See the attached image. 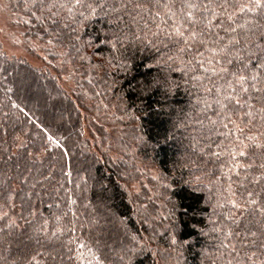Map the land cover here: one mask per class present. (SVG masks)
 I'll list each match as a JSON object with an SVG mask.
<instances>
[{
    "label": "trees",
    "instance_id": "1",
    "mask_svg": "<svg viewBox=\"0 0 264 264\" xmlns=\"http://www.w3.org/2000/svg\"><path fill=\"white\" fill-rule=\"evenodd\" d=\"M60 3L0 0L42 62L0 43V264H252L253 251L259 264L244 233L264 219V155L245 149L233 169L241 133L225 135L202 71L147 12ZM261 115L232 119L264 143Z\"/></svg>",
    "mask_w": 264,
    "mask_h": 264
},
{
    "label": "snow or ice",
    "instance_id": "2",
    "mask_svg": "<svg viewBox=\"0 0 264 264\" xmlns=\"http://www.w3.org/2000/svg\"><path fill=\"white\" fill-rule=\"evenodd\" d=\"M33 2L44 5V0ZM153 4L157 9L155 13L146 4V0H116L111 10L120 13L121 19L127 15L135 21L138 17L143 18L141 13L147 12L152 21L159 20L156 28L159 33L174 42L176 56L188 57L187 64L195 65L202 71L203 80L210 84L206 87V92L214 97L213 103L208 106H216V114L227 121L222 124L223 128L232 126L225 135L241 133V136H236V147L230 153L233 169L242 167L236 163V157H245V149L261 150L264 155V143L258 142L257 137L243 136V128L232 119L233 115L243 111L244 116L240 119L247 117L249 119L246 123L250 124L254 111H258L264 120V23L259 19L264 17V0H153ZM55 5L56 0H53L52 7ZM85 5L95 13V8L91 3H87V0H67V3H60L59 7H67L71 12L72 7ZM99 6L104 7V4ZM48 11L51 15H56L51 11V7ZM162 24L166 26L162 27ZM152 34L156 36L158 33ZM168 58L173 59L172 56ZM195 79L200 80L201 76H195ZM254 101L262 103V107L255 110ZM212 123L216 124L217 121ZM51 139L52 137H49V140ZM259 168L264 169V163H261ZM261 180H264V173L254 177L252 182L260 184ZM245 204H258L252 191L247 192ZM232 207L239 208L240 205L233 201ZM249 210V207H245L242 211ZM252 211L264 217V206ZM258 223L259 229H248L244 233V239L251 237L250 243L259 250L264 248V219ZM60 231L57 229L52 235L56 236ZM85 247L84 243H80L77 250ZM255 257L254 251L248 256L252 264H257ZM97 261L99 264V258ZM259 264H264V260H260Z\"/></svg>",
    "mask_w": 264,
    "mask_h": 264
},
{
    "label": "rangeland",
    "instance_id": "3",
    "mask_svg": "<svg viewBox=\"0 0 264 264\" xmlns=\"http://www.w3.org/2000/svg\"><path fill=\"white\" fill-rule=\"evenodd\" d=\"M22 27L12 23L5 11L0 10V43L3 49L11 55L24 56L35 65H41V60L29 54L23 46L17 44V37H21Z\"/></svg>",
    "mask_w": 264,
    "mask_h": 264
}]
</instances>
